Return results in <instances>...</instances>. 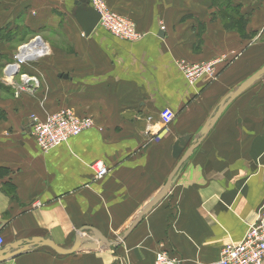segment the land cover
<instances>
[{"label": "crops", "instance_id": "crops-1", "mask_svg": "<svg viewBox=\"0 0 264 264\" xmlns=\"http://www.w3.org/2000/svg\"><path fill=\"white\" fill-rule=\"evenodd\" d=\"M77 1L28 0L36 17L25 15V33L0 31L8 43L52 37L48 47L32 43L44 44L35 56L23 49L30 58L18 77L7 70L11 54L0 52L1 251L22 252L0 264H155L161 246L182 264L218 261L264 210V78L228 106L169 194L125 234L179 163L176 141L190 136L183 156L227 95L264 66V0H222L220 8L212 0H104L135 23L138 41L99 25L86 36L73 16ZM209 62L217 77L190 86L181 66ZM28 78L35 87L18 92ZM64 109L94 126L43 153L30 117ZM164 109L175 113L168 127ZM101 160L110 171L96 181L90 164ZM91 229L111 245L96 241L72 255L28 245L49 239L69 249L94 238Z\"/></svg>", "mask_w": 264, "mask_h": 264}, {"label": "built area", "instance_id": "built-area-1", "mask_svg": "<svg viewBox=\"0 0 264 264\" xmlns=\"http://www.w3.org/2000/svg\"><path fill=\"white\" fill-rule=\"evenodd\" d=\"M90 3L91 7L100 15L99 26L107 33L125 41L140 40L141 35L136 32L134 22L108 10L103 0H90ZM24 53L22 51L14 57L15 68L12 69L11 66H8L11 75L19 73L21 66L29 60L30 57L26 58ZM215 66V62L199 63L198 65L184 64L181 66V71L190 86H194L201 80H214L218 75ZM35 85L36 83L29 86L26 83V88H21V91H25L28 87L33 88ZM160 118L165 127L171 125L176 119L175 113L170 109L162 110ZM30 120L32 123L31 135L43 153H48L58 146L67 144L73 137L85 133L94 126V121L88 117H78L72 109L61 110L56 115L43 120L32 115ZM90 168L96 181L104 179L110 171L102 160L92 162ZM258 215L256 222L247 228L243 240L223 248L219 260L210 264H264V210L260 211ZM4 245V239L0 236V251ZM154 261L155 264H182V260L172 256L165 246H161V249L155 254ZM119 264L128 263L119 261Z\"/></svg>", "mask_w": 264, "mask_h": 264}, {"label": "water", "instance_id": "water-1", "mask_svg": "<svg viewBox=\"0 0 264 264\" xmlns=\"http://www.w3.org/2000/svg\"><path fill=\"white\" fill-rule=\"evenodd\" d=\"M75 6L77 9L73 12V16L79 22L80 26L82 27L84 34L86 36H90L92 32L97 28V26L100 23V15L93 7L90 6V0H80L75 2ZM163 37L164 34H161ZM264 78V66L258 70L254 76L250 77L248 80L243 82L239 88L230 94L227 95V97L221 102L218 109L212 116V118L204 125V127L200 130V138L194 141L192 146L186 151V153L182 156V153L186 149V145L190 140V136L186 135V137L179 138L176 143L174 144L173 149V157L177 160H179V163L174 168L168 182L164 186L163 190L159 193V195L153 199L149 205L146 206V208L135 218L134 222L132 223L131 227L126 231L125 237H127L132 230L144 219L146 214H148L151 210H153L160 201L169 194L171 191V188L173 187V184L175 183L176 179L178 178L181 170L183 169L184 165L187 162V159L193 154V152L198 148L200 141L208 135L211 131V129L214 127L215 123L221 118V115L224 113V111L228 108V106L233 103L235 99L241 96L244 92H246L248 89L251 88L255 84V82L261 80ZM27 79V78H26ZM28 85L32 86L36 82L33 79L28 78ZM182 156V157H181ZM92 231V229H91ZM93 232L94 238H90L88 240H82L78 238L75 242V244L69 248L64 249L57 246L54 242L47 239H34L33 242L28 243V245H38L43 247H49L52 250H54L59 255H72L76 254L79 250L82 248L86 249H94L97 248L99 245H107L110 246L111 244L102 236L97 234L95 231ZM96 241L100 242L101 244L98 245ZM30 247V246H28ZM8 248H5V250L0 251V263H4L5 261L14 258L15 256L19 255L22 252L10 254L8 252ZM12 249V248H10ZM29 248L25 249L24 252L28 251Z\"/></svg>", "mask_w": 264, "mask_h": 264}, {"label": "rangeland", "instance_id": "rangeland-1", "mask_svg": "<svg viewBox=\"0 0 264 264\" xmlns=\"http://www.w3.org/2000/svg\"><path fill=\"white\" fill-rule=\"evenodd\" d=\"M27 1L28 0H0V31L2 33H5V35H10L11 37H12V35H11L12 30L17 31L18 35L25 33V29H22V27H20V26H24L25 15L30 14L32 18L36 17V15L33 14V13H35L34 11H31V9H29V8H24L25 4L28 3ZM35 1L45 3V0H35ZM220 1H222V0H217L218 6L221 5ZM104 3H105V6L107 7L108 10L115 12L112 9H110L109 6H107L105 1H104ZM49 10H46V11L49 12ZM58 11H59V9H55L56 13ZM68 11H72V9H69ZM11 25H14L13 28H11L12 30L10 29ZM7 33H9V34H7ZM29 39L30 38H28V37L26 39H17V40H14L15 42H12V43H8L9 41L6 39H0V52H5L6 54H11V61H6V62L11 63V64L9 63V66H12L14 64V62L16 61L14 57L17 54H19L20 52H22L23 49H25L27 46L31 45L36 40L41 39L43 41V43L46 44V46L48 47V43H47L46 39L51 40L52 37H49L46 39H45V36H44V38H41V37L33 38L32 37V39H30V40ZM19 40H23L24 43H26L29 40V42H27L26 44H22L23 42H21V41L19 42ZM19 45H21V46H19ZM33 56H35V55H33ZM0 57H2V56H0ZM3 57H5V56L3 55ZM7 57H9V56H7ZM5 68H7V67L0 65V75L2 74V72ZM7 70H8V68H7ZM13 77H18V76L13 75ZM21 88H26V85L23 84L21 86H18L17 91L20 92ZM56 114H53V115H56ZM53 115H50V116H53Z\"/></svg>", "mask_w": 264, "mask_h": 264}, {"label": "trees", "instance_id": "trees-1", "mask_svg": "<svg viewBox=\"0 0 264 264\" xmlns=\"http://www.w3.org/2000/svg\"><path fill=\"white\" fill-rule=\"evenodd\" d=\"M212 2L214 3L215 6H217V7L220 8V5L218 6L217 0H212ZM216 3H217V4H216ZM236 11H237V9L235 8V9H234V12H236ZM237 14H238V13H237ZM222 17H224V20L226 19V21H227V22H226V25L228 26V28H230V27H234V26H233L234 23H235V18H233L234 16L225 13ZM228 18H230L231 20L228 19ZM242 21H243V24H242V26H241V29H242L243 31H245L244 29H245V27H246L247 21H245L244 17H242Z\"/></svg>", "mask_w": 264, "mask_h": 264}, {"label": "bare ground", "instance_id": "bare-ground-1", "mask_svg": "<svg viewBox=\"0 0 264 264\" xmlns=\"http://www.w3.org/2000/svg\"><path fill=\"white\" fill-rule=\"evenodd\" d=\"M43 47L44 48V44H42V42H41V44L39 43V42H36L35 43V45H29L28 47H26L25 49H24V51L27 49L28 51L30 50V52H32L31 54H34V55H36V53H39V52H33L34 50H36V49H34V47L36 48H39V47ZM33 48V49H32ZM46 48V47H45ZM24 56H27V54H25L24 53ZM22 67V66H21ZM10 68H15V66H14V64L10 67Z\"/></svg>", "mask_w": 264, "mask_h": 264}]
</instances>
